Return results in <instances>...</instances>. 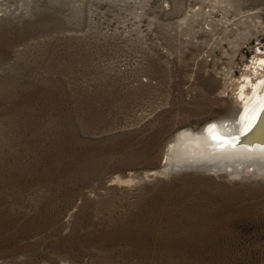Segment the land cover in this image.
<instances>
[{
  "label": "rangeland",
  "instance_id": "rangeland-1",
  "mask_svg": "<svg viewBox=\"0 0 264 264\" xmlns=\"http://www.w3.org/2000/svg\"><path fill=\"white\" fill-rule=\"evenodd\" d=\"M259 53L264 0H0V264H264V179L160 173Z\"/></svg>",
  "mask_w": 264,
  "mask_h": 264
},
{
  "label": "bare ground",
  "instance_id": "bare-ground-1",
  "mask_svg": "<svg viewBox=\"0 0 264 264\" xmlns=\"http://www.w3.org/2000/svg\"><path fill=\"white\" fill-rule=\"evenodd\" d=\"M247 71H264V56ZM249 78L232 97L229 118L201 129H184L167 146L162 174L193 171L233 179H264V73L250 87ZM155 175V173H152Z\"/></svg>",
  "mask_w": 264,
  "mask_h": 264
},
{
  "label": "snow or ice",
  "instance_id": "snow-or-ice-1",
  "mask_svg": "<svg viewBox=\"0 0 264 264\" xmlns=\"http://www.w3.org/2000/svg\"><path fill=\"white\" fill-rule=\"evenodd\" d=\"M261 123H264V121H261Z\"/></svg>",
  "mask_w": 264,
  "mask_h": 264
}]
</instances>
